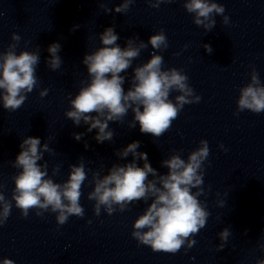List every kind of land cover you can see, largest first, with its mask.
<instances>
[{
    "label": "clouds",
    "instance_id": "1",
    "mask_svg": "<svg viewBox=\"0 0 264 264\" xmlns=\"http://www.w3.org/2000/svg\"><path fill=\"white\" fill-rule=\"evenodd\" d=\"M134 2L135 0H121L114 9L108 8L104 3H100L99 7L105 14L112 11L126 14ZM146 2L152 8H159L160 4L172 3L174 0ZM183 7L193 14L194 24L203 27L206 32L216 26V15L222 16L224 25L230 23L229 16L224 15V6L214 0H184ZM77 28L79 25L74 26L73 31ZM98 37L102 46L86 53L82 60L89 81L86 85L81 82L84 86L70 99L71 108L65 112L66 118L74 126L87 125L88 133L93 129L97 130L93 137L97 143L113 140L114 131L109 127V122L123 124L129 110L133 114V119L128 123L129 128H135L138 123L142 134L159 138L172 127L173 121L178 118L185 105L201 101V96L195 94L188 83L189 77L182 69H164V57L157 54L169 47L163 29L151 35L147 43L138 36L129 38L123 48L117 43L120 37L114 26L107 27ZM11 39L13 43L8 45L6 51L0 52V102L5 110L14 112L23 106L28 94L39 85L36 73L40 63V48L37 46L36 51L22 50L17 54L21 37L13 33ZM149 44L154 50L151 58L133 69L130 87L125 91L123 85L126 75L122 73L126 74L132 68L133 60ZM183 47L187 49L188 45ZM203 47L207 53H212L211 45L204 44ZM47 51L50 54V58L46 59L48 68L58 70L63 63L59 55L61 45L53 42ZM172 92L179 93L174 102L170 99ZM47 94V88L39 92L41 98ZM236 103L237 111L234 115L245 110L256 114L264 112V84L254 66L250 72V82L239 89ZM84 135L85 133H73V138L81 141ZM140 143L133 141L116 150L115 155L119 159L124 160L131 154L132 161L113 163L106 175L101 176L103 166L100 170H88L92 171L88 182L94 187L87 194V199L95 202L93 213L99 217L103 208L111 216L117 211L122 213L130 210L129 205L137 201L147 203L151 198V203L143 214L135 219L131 236L139 244L150 246L153 252L176 254L185 244L187 251L197 243L192 237L206 227L210 216L206 202L199 199L207 196L204 175L205 162L210 154L208 141L200 140L199 147L191 151L186 160L175 151L169 158L162 160L161 166L168 170L166 174L159 173L151 166L147 153L138 151ZM84 146L88 148L87 142ZM19 147L21 151L15 161H11L12 167L20 170L12 177L15 187L11 199L6 198L2 191L4 185L0 183V227L11 215L13 202L25 219L33 210L38 217H43L46 212L55 213L58 226L66 224L71 216L83 218L85 209L80 200L83 195L82 186L88 180L83 157L78 164L69 165L67 180L57 183L48 174L47 161L38 163L44 159V153H53L54 150L48 143L42 144L39 137L28 136L21 141ZM219 147L228 151L223 144ZM137 161H143V166H138ZM59 168V165L53 167V176L59 173ZM193 189L196 191L193 192ZM224 203L223 200L217 201L221 207ZM87 223L91 224L92 221ZM231 235L232 232L227 227L218 233L221 243L217 246V251L226 247ZM259 247L264 251V244ZM0 264L15 262L3 258ZM256 264H264V259L257 260Z\"/></svg>",
    "mask_w": 264,
    "mask_h": 264
}]
</instances>
